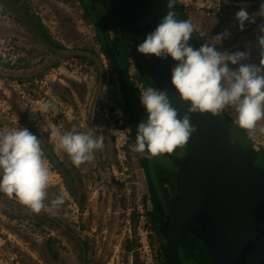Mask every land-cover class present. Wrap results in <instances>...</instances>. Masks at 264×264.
<instances>
[{
  "label": "rangeland",
  "instance_id": "1",
  "mask_svg": "<svg viewBox=\"0 0 264 264\" xmlns=\"http://www.w3.org/2000/svg\"><path fill=\"white\" fill-rule=\"evenodd\" d=\"M236 1L239 5L227 11L223 17L197 16L190 21L197 26L195 34L199 38L200 47L205 43H216L213 38L227 32V38L216 44L217 49L228 53L247 51L249 57L242 63L258 65V25L264 24V19L256 15L254 23L246 21L243 30H240L235 14L244 8L252 16L258 13L264 0ZM20 3L28 5L51 37L67 50H93L91 57H97L100 62V66L96 65L97 70L95 66L82 65L70 55H63L66 50L63 53H51L41 40L28 31L33 20L22 12V8H17L11 0H0V129L33 128L42 141L68 164L71 158L57 148L48 132L42 130L46 126L45 118L35 111L41 102L51 101L56 107L49 113V118L53 124L61 125L62 131H67L66 125L71 123L81 132L100 135L105 129L108 131L110 122L115 118L110 112L111 108L119 107L125 114L119 81L110 65L107 70L103 67V62L107 60L101 51L98 29L89 19L83 18L84 9L80 0H20ZM106 28L109 40H120L111 26L107 25ZM128 57L129 71L132 74H138L137 61L144 69L147 67L134 45L129 50ZM55 63L57 65H54ZM230 67L235 69L238 65ZM109 78H112L113 82ZM72 82L83 84L86 93L80 97L71 89L74 104L62 102L59 96L69 98L63 88H70ZM224 113L233 120L229 132L237 139L241 132L235 129V112L226 109ZM125 118L128 125L127 116ZM143 119L141 117V121ZM256 137L255 140L249 138L247 144L241 141L239 143L243 149L253 147L258 155L262 156L264 135ZM185 149V144L178 146L176 153L181 151V155ZM175 150L172 152L175 153ZM100 154L102 150H97L93 160L76 166L82 180L83 192L87 196L83 208L85 212L78 209L68 195L62 179L47 161L51 178L46 190L45 204L50 206V202L60 195L64 198L63 205L55 210V214L43 210L34 213L15 197L10 198L0 192V238L8 240L3 247L7 252L16 253L20 260L27 264H54L47 254V249L51 246L59 254L55 264H86L87 260L88 264H130L128 258L132 260L133 254L126 253L123 246L130 240L128 231L130 228L132 230V221L126 222L119 212L117 202L120 201L113 202L110 198L111 191L110 188L107 189V182L110 181L111 175L104 169V157H100ZM106 159L109 163L115 161V158ZM133 160L139 168L136 155ZM166 163L163 156L149 158L148 166L153 180L160 175L159 172ZM255 165L264 169V158L257 160ZM138 175L143 194H149L144 171L139 170ZM96 189H99L103 197L95 193ZM157 239V235L151 231L149 242L158 250L160 244ZM82 242L87 244L88 249L83 247ZM133 253L137 262L135 260L131 264H142L138 246ZM179 254L183 264H195L193 259L186 260L181 251Z\"/></svg>",
  "mask_w": 264,
  "mask_h": 264
},
{
  "label": "clouds",
  "instance_id": "2",
  "mask_svg": "<svg viewBox=\"0 0 264 264\" xmlns=\"http://www.w3.org/2000/svg\"><path fill=\"white\" fill-rule=\"evenodd\" d=\"M175 5L176 0H167L166 14L137 45L136 51L149 58L154 56L163 60L171 57L177 62L170 71V84L180 100L189 106L181 116L164 91L152 86L143 89L139 100L146 118L137 126L134 143L131 137L129 147L134 152L133 159L135 152L142 157L148 154L156 157L185 144L197 131L191 123V115L195 113L218 116L225 114L226 109H232L236 125L247 130L250 139L257 138V131L264 135V125L259 124L264 121V24L258 25L259 64L242 63L249 57L247 51L228 53L216 47L218 42L227 38V32L214 37L216 43H205L194 49L188 41L197 26L188 18L177 19ZM256 15L264 19V2L258 13L252 16L241 8L235 14L240 30L246 21L254 23ZM230 65L238 67L233 69ZM136 76L138 78V74ZM134 88L137 90L135 85ZM55 107L46 100L35 111L45 118L46 126L42 130L50 134L57 148L67 153L75 166L93 160L95 151L104 147L103 135L75 129L62 131V126L53 124L49 118ZM126 126L130 129L127 123ZM139 170L142 171L141 166ZM50 178L51 170L37 136L26 128L0 129V192L15 197L34 213L43 210L55 214L64 198L60 195L50 202V206L45 204ZM117 201L132 204V199Z\"/></svg>",
  "mask_w": 264,
  "mask_h": 264
},
{
  "label": "water",
  "instance_id": "3",
  "mask_svg": "<svg viewBox=\"0 0 264 264\" xmlns=\"http://www.w3.org/2000/svg\"><path fill=\"white\" fill-rule=\"evenodd\" d=\"M91 3L99 4L118 33L135 47L167 11V0H91ZM174 11L177 19H187L177 2ZM188 43L197 49L195 31ZM104 48L117 72L134 143L141 118L113 49L107 43ZM139 55L155 86L166 93L183 116L189 105L180 100L170 84V71L177 62L171 57L161 60ZM222 118V113L192 114L191 123L197 131L185 143L184 152L179 157L161 154L176 169V190L166 217L150 175V154L142 157L137 153L159 224L157 232L165 240L162 250L165 264H183L179 241L185 230L201 244L213 264H264V169L255 165L260 158L256 150L243 149Z\"/></svg>",
  "mask_w": 264,
  "mask_h": 264
},
{
  "label": "trees",
  "instance_id": "4",
  "mask_svg": "<svg viewBox=\"0 0 264 264\" xmlns=\"http://www.w3.org/2000/svg\"><path fill=\"white\" fill-rule=\"evenodd\" d=\"M11 2L13 4H15L17 8H19V9L22 8V12L27 17H29V19L33 20L32 25H29V27H28V31L30 33H33L35 35V37H37L39 40H41V42L44 43V45L47 47V49L51 53H54V54L58 53V52L63 53V51L66 50L63 55H65V56L70 55L71 57L78 60L79 63L82 65L85 64L87 66H95L96 69H97L96 65L100 66V62H98L97 57H93V58L91 57V56H93V53H94L93 50H86V49L67 50L65 47L62 46V44L60 42L54 40L51 37L48 30L42 24L40 19L33 12L30 11V8L28 7V5H26V4L21 5L20 0H11ZM80 2H81V4H80L81 7L84 9L83 18L89 19L91 22H93L96 25V27L98 29L99 36H100V40H101L100 43L102 44V46H101L102 54L105 56V58L108 61L111 69L113 70V72L117 76V72H116L115 68L113 67V65L109 61L108 57L105 55V48H104L105 43H107L113 49L116 61L119 65V68L123 72L127 90L129 92L131 98L134 100V103H135V105L138 109V112L140 114L139 116H141L145 119L146 113H145V109L143 108V106L140 103L139 94H138L137 90L134 88V84L132 82H130L128 79L129 78L128 77V71H129V67H130L128 52L131 49L132 44L128 43L118 33V31L114 28L112 23H110V21L108 20V17L106 16L104 10L102 9V7L99 4L92 5L91 0H80ZM4 4H6L5 1H4ZM107 25L111 26V29L116 31L115 33H117L119 35L120 40L117 39V40L111 41L108 39V37H107L108 29L106 28ZM195 39H196V46L198 49L200 46H199V38H198L197 34H195ZM138 55H139V53H138ZM54 65H57V63H55ZM145 65H146V63H145ZM136 69L138 71V78H137L138 81L142 82V84L145 85L146 87L147 86L156 87L154 82L152 81L151 73L147 67L145 68L147 70H145L137 61ZM109 80L111 82H113L112 78H109ZM71 89L72 90L74 89V91L76 93H78V95L80 97L86 91V88L83 84L72 82V84L70 85V88H63V90L66 91V93L68 94L69 98L67 99V98L62 97V95H60L59 98L62 102L73 103V98H72V94H71L72 90ZM113 111H114V108H111L110 112H113ZM222 121L224 122V124L226 125L228 130H229V126L233 125V120L230 119L229 116H227V114H223ZM66 127L68 128L67 131L75 129L76 131L81 132L76 126L72 125L71 123H68L66 125ZM27 129L33 135L37 136L38 139H40L41 147H42V150L44 152V156L46 158V161L51 165L52 169L60 176L68 195L70 196L71 199H73V201L77 205L78 209L83 212L84 211L83 208L85 207V202H86L87 196L83 192L82 180H81V178H79L80 173H79L78 169L76 168V166L71 161H68V164H67L63 160H61L53 152L52 148L50 146H48L45 141H42V139L40 138V135L36 132V130H34L31 127H28ZM235 129H237L239 131V133L241 132L240 137L237 136L236 141L238 143L240 141L245 142V143L246 142L249 143V137L246 135L245 129H241L238 126ZM110 139L112 140L111 137H110ZM103 150H104L103 151L104 153H106V154L109 153L111 156L113 155L110 153V144L107 141V134L104 135ZM177 151H178V147H176L175 153ZM170 153L175 154L173 152H170ZM261 158H264V154L262 156H260V158L258 160H260ZM159 173H160V175H158L157 178L155 179L156 182H155V180H153L154 179L153 177H152L153 178L152 180L154 182L156 192L158 191L157 189H160L161 187L163 188L162 190L164 191V196L166 199L167 196L169 195V190L175 189V186H174L175 176L169 172H166L165 170H161V172H159ZM164 185H166V188L164 187ZM136 223H137V220L134 219V225L132 227L133 231L130 228L133 235H132V238L129 237L130 240L126 242L127 244L125 245V250L136 249V246H137V239L135 238ZM179 242H180L179 253L181 251L183 257L186 260H192L193 259V261H195V264H197V263H199V264H213L209 260L205 249L193 237V235L190 232H188L187 230H185L183 232ZM82 244H84L83 247H85V249H88L86 243L82 242ZM47 254L51 260V263L55 264L58 261V257H59L58 255L59 254L51 246L48 247ZM160 255H161V258H160ZM179 256H180V254H179ZM88 263H89V260L86 261V264H88ZM155 263L156 264L157 263L158 264H165L164 260L162 258V253L160 250H159V253H158V256H157Z\"/></svg>",
  "mask_w": 264,
  "mask_h": 264
},
{
  "label": "built area",
  "instance_id": "5",
  "mask_svg": "<svg viewBox=\"0 0 264 264\" xmlns=\"http://www.w3.org/2000/svg\"><path fill=\"white\" fill-rule=\"evenodd\" d=\"M176 2L189 21L197 16L220 18L227 11L239 5L236 0H176ZM103 67L105 70L108 69L107 62H103ZM129 73L140 96L141 91L148 86L146 87L138 81L136 74H132L130 71ZM111 114L115 118L109 124L108 134L112 138L115 161L110 163L106 169L111 175L110 181L107 182V189L110 188L116 200L130 201L132 199V211L135 212L137 220L135 238L137 239L139 258L142 264H154L158 250L149 242L151 230L147 218L152 206L151 198L144 197L141 184H138V172L133 165L134 152L129 147L131 131L126 126L124 113L119 107H115ZM128 233L132 238L133 233L130 229ZM7 241L0 238V264H27L20 260L16 253L11 254L3 248Z\"/></svg>",
  "mask_w": 264,
  "mask_h": 264
},
{
  "label": "flooded vegetation",
  "instance_id": "6",
  "mask_svg": "<svg viewBox=\"0 0 264 264\" xmlns=\"http://www.w3.org/2000/svg\"><path fill=\"white\" fill-rule=\"evenodd\" d=\"M135 154H136V157L138 159V155L136 152H135ZM172 155L177 156V157L180 156L179 153L172 154ZM159 156H163V155H159ZM150 157H152L151 154H150ZM163 157H164V159H166V162H167L166 165L163 166V170H165L166 172H169L175 176V174H176L175 167L170 163V161L165 156H163ZM145 180H146V177H145ZM174 183H175V179H174ZM174 186H175V184H174ZM147 187H148V184H147ZM164 187L166 188V185H164ZM162 189H163L162 187L160 189H157L158 190L157 196L161 201L162 213L166 217L169 213L170 204H171L172 198L174 197L176 189L169 190L170 194L167 196L166 199L164 196V191ZM147 218H148V223L150 224V230L153 231L155 234H157V238H158L157 241L160 244V248H158V253H159V250L162 253L163 247L165 245V240L160 236L159 232H157V230L159 229V224L157 222V217L155 216V213H154L153 203H152V208L149 211V214L147 215ZM179 245H180V242H179Z\"/></svg>",
  "mask_w": 264,
  "mask_h": 264
},
{
  "label": "crops",
  "instance_id": "7",
  "mask_svg": "<svg viewBox=\"0 0 264 264\" xmlns=\"http://www.w3.org/2000/svg\"><path fill=\"white\" fill-rule=\"evenodd\" d=\"M262 122V121H261ZM261 122H259V124L260 125H264V122H262V124H261ZM106 123V122H105ZM258 127H259V125H258ZM245 133L248 135V132H247V130H245ZM105 134H107V141L109 142V144H110V153L111 154H113L112 156L109 154V153H104L103 151V149H102V154H100V157H104V160H103V162H104V169L106 170L107 169V167L109 166V161L106 159L107 157H109V158H112L113 160H114V158H115V151H114V149H113V147H112V140L110 139V136H109V134H108V131L107 130H104V132H101L100 133V135H103V137H104V135ZM256 135H260L258 132H256ZM249 137V136H248ZM111 141V142H110ZM102 155V156H101ZM105 156H106V158H105ZM133 165H134V167L137 169V172L139 173V168L135 165V162H133ZM140 179V175H138V184L140 183L141 184V181L139 180ZM111 191V190H110ZM96 194H98V195H100L101 197H103V195H102V193L100 194L99 193V189H96V192H95ZM146 196H148V194H144V197H146ZM99 197V196H98ZM110 198H111V200L113 201V202H117V200L115 199V197L113 196V194H112V191H111V195H110ZM99 199H100V197H99ZM108 199V198H107ZM111 202V201H110ZM117 205H118V210H119V212L124 216V218H125V221L126 222H128V223H130V220L132 221L131 223H132V225H134V219L136 220V215H135V213L132 211V204H131V202H126V201H120V202H117ZM85 212V211H84ZM118 213V212H117ZM131 225V224H130ZM129 239V238H128ZM127 241H129V240H127ZM127 243H125L124 244V250H125V245H126ZM135 251V249H130V250H125V252L126 253H131V254H133L132 255V260H129V258H128V263H132V261L134 262L135 260H136V262H137V258H135L134 257V252ZM130 258H131V256H130Z\"/></svg>",
  "mask_w": 264,
  "mask_h": 264
},
{
  "label": "bare ground",
  "instance_id": "8",
  "mask_svg": "<svg viewBox=\"0 0 264 264\" xmlns=\"http://www.w3.org/2000/svg\"><path fill=\"white\" fill-rule=\"evenodd\" d=\"M68 74V73H67ZM55 77V76H54Z\"/></svg>",
  "mask_w": 264,
  "mask_h": 264
}]
</instances>
